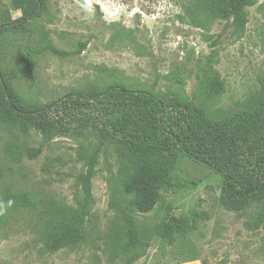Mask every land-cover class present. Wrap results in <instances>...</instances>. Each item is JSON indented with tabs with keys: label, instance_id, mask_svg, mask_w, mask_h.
Segmentation results:
<instances>
[{
	"label": "rangeland",
	"instance_id": "374dc122",
	"mask_svg": "<svg viewBox=\"0 0 264 264\" xmlns=\"http://www.w3.org/2000/svg\"><path fill=\"white\" fill-rule=\"evenodd\" d=\"M10 2L0 0V16L9 12L11 20L17 21L21 12L11 9ZM84 4L85 0H47L41 17L26 25L28 31L0 33L2 76H9L30 49L43 51L32 80L8 78V82L12 93L31 108L56 103L47 109L48 116L67 130L47 142L38 133L24 136L0 124V206L6 215L0 220V264H129L134 254L137 261L132 264H264V229L250 231L245 227L248 216L223 209L219 205L222 178L182 154H178L175 178L195 181L198 187L164 194L152 213L132 214L146 248L125 257L117 254L125 242L118 213L123 194L118 190L129 170L120 151L108 144V132L115 125L105 106L77 107L67 97L100 92L119 82L161 94L166 100L176 94L190 99L196 91L197 72L215 46L219 52L215 68L225 93L210 106V116L216 121L224 115L238 116L259 89L264 72V0L247 8L249 23L242 39L233 35V29L223 33L225 24L220 21L206 29L184 21L183 0H89L90 7ZM49 46L65 56L50 52ZM177 78L182 80L180 85ZM130 113L139 120L142 117L140 110ZM103 136L106 141L93 180L94 205L84 228L85 241L78 248L46 253L42 241L47 221L41 220L62 210H77L76 180ZM12 142L41 148L42 153L35 160L12 163L4 153ZM9 193L33 196L37 207L11 210L4 200ZM170 217L191 222L186 237L176 236L173 243L158 235L160 225Z\"/></svg>",
	"mask_w": 264,
	"mask_h": 264
},
{
	"label": "trees",
	"instance_id": "16d2710c",
	"mask_svg": "<svg viewBox=\"0 0 264 264\" xmlns=\"http://www.w3.org/2000/svg\"><path fill=\"white\" fill-rule=\"evenodd\" d=\"M257 1L183 0V20L203 29L220 21L225 24L223 33L233 29V35L242 39L249 23L247 8L255 6ZM10 8L20 11L22 17L12 21L9 12L1 15L0 33L28 31L26 25L41 17L47 8V0H11ZM82 47L77 54L83 51L86 44ZM214 48L197 72L196 91L190 99L176 94L174 99L166 100L161 94L130 89L119 82L100 92H77L67 96L77 107L105 106L109 121L112 126L115 125L114 130L108 132V144L120 151L129 170L118 190L123 194L118 213L125 242L116 253L122 257L147 245L132 214L152 213L162 202L164 194L198 187L195 181L176 180L178 154L208 167L222 178L219 205L223 209L248 216L245 227L250 231L264 229V72L259 80V89L248 98L242 114L224 115L217 121L213 120L209 108L225 93V83L215 68L219 52ZM48 50L59 57L65 56L52 46ZM42 52L30 49L20 56L9 76L3 75L11 100L8 101L0 83V124L15 128L24 136L38 133L49 142L67 133L48 116L47 109L57 104L31 108L12 93L8 82V78L32 80L36 59ZM176 81L178 85L182 83L181 78ZM135 109L140 110V120L130 113ZM161 113L163 115L159 119ZM133 135L142 140H134ZM105 141L106 137H101L100 144L87 158L85 171L76 180L80 191L77 210H62V213L41 220V223L47 221L42 241L44 252L54 254L64 248H78L85 241L84 228L94 205L93 180ZM4 153L12 163L20 164L24 158L37 159L42 150L12 142L6 146ZM227 170L226 174L218 173ZM4 197L6 202L12 201L11 210H32L38 204L33 196L26 193H9ZM5 216L0 214V220ZM199 217L202 219V216ZM204 218L207 219V216ZM190 227L191 222L187 218L170 217L162 222L158 235L173 243L176 236L186 237ZM135 261L136 254L130 258L129 264Z\"/></svg>",
	"mask_w": 264,
	"mask_h": 264
},
{
	"label": "water",
	"instance_id": "95a60500",
	"mask_svg": "<svg viewBox=\"0 0 264 264\" xmlns=\"http://www.w3.org/2000/svg\"><path fill=\"white\" fill-rule=\"evenodd\" d=\"M0 83H1V85H2V87H3V89H4V91L6 92V96H7L8 101H10L11 98H10V95L8 94V91H7L6 85H5V83H4V79H3V76H2V74H1V71H0ZM262 123H263V122H262ZM232 168H233V166H232L229 170H231ZM229 170H227V171H225V172H218V173H219V174H226V173L229 172Z\"/></svg>",
	"mask_w": 264,
	"mask_h": 264
},
{
	"label": "clouds",
	"instance_id": "9594fccd",
	"mask_svg": "<svg viewBox=\"0 0 264 264\" xmlns=\"http://www.w3.org/2000/svg\"><path fill=\"white\" fill-rule=\"evenodd\" d=\"M83 6H84V7H90L89 0H85V4H84ZM8 204H9V206H11L12 201H9ZM3 211H4L3 207L0 206V214H2Z\"/></svg>",
	"mask_w": 264,
	"mask_h": 264
},
{
	"label": "flooded vegetation",
	"instance_id": "af4514ba",
	"mask_svg": "<svg viewBox=\"0 0 264 264\" xmlns=\"http://www.w3.org/2000/svg\"><path fill=\"white\" fill-rule=\"evenodd\" d=\"M41 8H42V6L40 5L39 9H41ZM21 17H22V13H21Z\"/></svg>",
	"mask_w": 264,
	"mask_h": 264
}]
</instances>
